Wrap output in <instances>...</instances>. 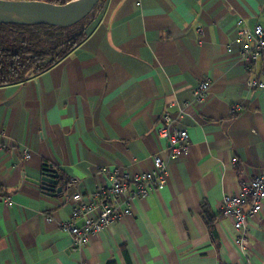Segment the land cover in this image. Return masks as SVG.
<instances>
[{
    "label": "crops",
    "instance_id": "crops-1",
    "mask_svg": "<svg viewBox=\"0 0 264 264\" xmlns=\"http://www.w3.org/2000/svg\"><path fill=\"white\" fill-rule=\"evenodd\" d=\"M87 25L58 63L0 86V264H264V198L246 249L220 205L264 173V88L248 85L261 63L235 42L264 26V0H100ZM165 113L188 131L186 154L171 157L158 136ZM156 155L163 188L72 249L59 224L81 203L73 195L94 196L113 169L150 171Z\"/></svg>",
    "mask_w": 264,
    "mask_h": 264
},
{
    "label": "built area",
    "instance_id": "built-area-1",
    "mask_svg": "<svg viewBox=\"0 0 264 264\" xmlns=\"http://www.w3.org/2000/svg\"><path fill=\"white\" fill-rule=\"evenodd\" d=\"M235 42L239 44V55L242 60L246 62L259 60L261 63L259 74L248 82L249 87L251 89L264 88V26L241 28ZM209 88V81L205 78L200 79L192 92L194 102H202L207 97ZM240 109V104L230 106L232 113ZM157 134L167 141L171 157H177L189 151L188 131L178 125L167 113L163 115L162 124L157 128ZM1 136L3 132L0 130ZM25 157H29V154ZM100 171L104 172L106 169L101 168ZM167 174L166 162L156 155L153 156V169L150 171L128 174L113 169L107 173V183L100 186L94 196L83 198L80 193H75L72 198L81 203L73 208L69 220L59 224L60 228L71 236L72 249H82L93 236L112 226L122 217L131 214L133 200L143 198L148 192L163 188ZM238 188V196L226 194L220 205L223 216L230 219L236 231V243L246 249L248 219L259 213L260 203L264 198V173L250 180L240 181ZM77 219H81V222L77 223ZM80 264L88 263L82 261Z\"/></svg>",
    "mask_w": 264,
    "mask_h": 264
},
{
    "label": "trees",
    "instance_id": "trees-1",
    "mask_svg": "<svg viewBox=\"0 0 264 264\" xmlns=\"http://www.w3.org/2000/svg\"><path fill=\"white\" fill-rule=\"evenodd\" d=\"M70 0H51L65 3ZM96 7L70 27L0 23V86L20 84L58 63L88 37ZM48 171V170H45ZM212 219H206L211 227Z\"/></svg>",
    "mask_w": 264,
    "mask_h": 264
},
{
    "label": "water",
    "instance_id": "water-1",
    "mask_svg": "<svg viewBox=\"0 0 264 264\" xmlns=\"http://www.w3.org/2000/svg\"><path fill=\"white\" fill-rule=\"evenodd\" d=\"M99 0H70L59 4L43 0H0V23L70 27L88 16ZM43 189L57 185L55 172L44 173ZM62 187H56L60 191Z\"/></svg>",
    "mask_w": 264,
    "mask_h": 264
},
{
    "label": "rangeland",
    "instance_id": "rangeland-1",
    "mask_svg": "<svg viewBox=\"0 0 264 264\" xmlns=\"http://www.w3.org/2000/svg\"><path fill=\"white\" fill-rule=\"evenodd\" d=\"M99 2H100V0H99ZM99 2L96 4V6H95V7H97V6H98ZM95 7H94V8H95ZM94 8H93V9H94ZM83 19H84V18H83ZM83 19H82V20H83Z\"/></svg>",
    "mask_w": 264,
    "mask_h": 264
}]
</instances>
